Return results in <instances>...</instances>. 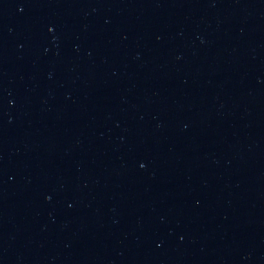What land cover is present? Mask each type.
Here are the masks:
<instances>
[{
  "label": "water",
  "instance_id": "95a60500",
  "mask_svg": "<svg viewBox=\"0 0 264 264\" xmlns=\"http://www.w3.org/2000/svg\"><path fill=\"white\" fill-rule=\"evenodd\" d=\"M0 264H264V0H0Z\"/></svg>",
  "mask_w": 264,
  "mask_h": 264
}]
</instances>
